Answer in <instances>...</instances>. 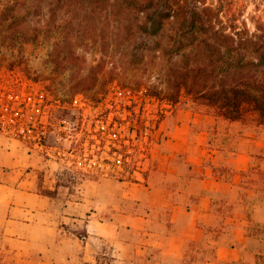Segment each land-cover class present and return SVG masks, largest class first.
Segmentation results:
<instances>
[{"label":"crops","instance_id":"crops-1","mask_svg":"<svg viewBox=\"0 0 264 264\" xmlns=\"http://www.w3.org/2000/svg\"><path fill=\"white\" fill-rule=\"evenodd\" d=\"M143 168L0 132V264H264V127L185 99Z\"/></svg>","mask_w":264,"mask_h":264},{"label":"rangeland","instance_id":"rangeland-1","mask_svg":"<svg viewBox=\"0 0 264 264\" xmlns=\"http://www.w3.org/2000/svg\"><path fill=\"white\" fill-rule=\"evenodd\" d=\"M20 1L16 18L0 15V86L18 91L29 83L60 102L94 104L106 93L141 88L216 113L197 91L217 85V66H237L240 53L248 63L264 48V0ZM13 4L0 0V14ZM150 17L164 19L156 34ZM19 29L28 41L14 34ZM221 29L234 42L218 43ZM77 112L53 110L72 123Z\"/></svg>","mask_w":264,"mask_h":264},{"label":"built area","instance_id":"built-area-1","mask_svg":"<svg viewBox=\"0 0 264 264\" xmlns=\"http://www.w3.org/2000/svg\"><path fill=\"white\" fill-rule=\"evenodd\" d=\"M177 104L154 99L141 88L106 93L92 104L82 97L70 103L54 100L29 83L18 91L0 86V132L52 147L65 162L129 179L144 172L150 149L164 136L166 118ZM68 107L77 109L76 123L55 119V108Z\"/></svg>","mask_w":264,"mask_h":264},{"label":"trees","instance_id":"trees-1","mask_svg":"<svg viewBox=\"0 0 264 264\" xmlns=\"http://www.w3.org/2000/svg\"><path fill=\"white\" fill-rule=\"evenodd\" d=\"M19 2L22 1L14 0L13 5L6 6L1 11V18L6 20L8 15L16 18ZM163 21L161 18L150 17V33H158ZM13 32L25 37V42L28 41L22 29ZM217 42H234V38L221 29L220 32L217 31ZM238 55L240 57L237 66H232L229 62L224 63L227 64L225 68L217 66V85L206 84L197 92L205 104L216 110L218 116L229 121H248L264 127V48L250 54L252 60L248 63H242L246 53ZM196 70L202 71L199 68ZM185 88L190 90L187 85Z\"/></svg>","mask_w":264,"mask_h":264}]
</instances>
